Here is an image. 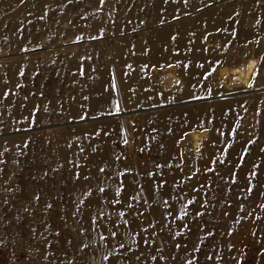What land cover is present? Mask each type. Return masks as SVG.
Masks as SVG:
<instances>
[{
    "label": "rangeland",
    "instance_id": "rangeland-1",
    "mask_svg": "<svg viewBox=\"0 0 264 264\" xmlns=\"http://www.w3.org/2000/svg\"><path fill=\"white\" fill-rule=\"evenodd\" d=\"M0 264H264V0H0Z\"/></svg>",
    "mask_w": 264,
    "mask_h": 264
},
{
    "label": "bare ground",
    "instance_id": "bare-ground-1",
    "mask_svg": "<svg viewBox=\"0 0 264 264\" xmlns=\"http://www.w3.org/2000/svg\"><path fill=\"white\" fill-rule=\"evenodd\" d=\"M253 65H254V61H250L249 64L246 66L244 71L238 72L240 74V76L247 77L249 75L250 71L252 70Z\"/></svg>",
    "mask_w": 264,
    "mask_h": 264
},
{
    "label": "snow or ice",
    "instance_id": "snow-or-ice-1",
    "mask_svg": "<svg viewBox=\"0 0 264 264\" xmlns=\"http://www.w3.org/2000/svg\"><path fill=\"white\" fill-rule=\"evenodd\" d=\"M101 2L103 3V0H101ZM100 171H101V172H103V171H104V169H103V168H101V169H100ZM77 178H79V177L77 176ZM85 179H88V177L86 176V177H85ZM100 191H101V192H103V191H104V189H103V188H101V189H100ZM249 191H251V189H249ZM37 199H38V198H37ZM49 207H50V206H49ZM121 215H123V213H121Z\"/></svg>",
    "mask_w": 264,
    "mask_h": 264
}]
</instances>
